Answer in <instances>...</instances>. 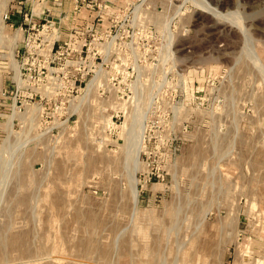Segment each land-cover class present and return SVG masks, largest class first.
<instances>
[{"label": "rangeland", "instance_id": "obj_1", "mask_svg": "<svg viewBox=\"0 0 264 264\" xmlns=\"http://www.w3.org/2000/svg\"><path fill=\"white\" fill-rule=\"evenodd\" d=\"M45 1L1 10L0 233L36 238L0 264H264V0H208L250 42L207 0Z\"/></svg>", "mask_w": 264, "mask_h": 264}, {"label": "bare ground", "instance_id": "obj_2", "mask_svg": "<svg viewBox=\"0 0 264 264\" xmlns=\"http://www.w3.org/2000/svg\"><path fill=\"white\" fill-rule=\"evenodd\" d=\"M207 1L199 3V6L201 7V9H200L201 12L200 13L205 14V15H207V14L211 15L213 17H216L217 19L221 18V19H225V21L226 20L229 21L233 25H236V27L243 33L244 39L246 38V40H248V36H247V34H246L245 30H244V27L242 26L243 24H241V21L239 20V18L237 17V15L233 11H232L233 13L230 12V11H228V12H223L222 11L221 12L217 7H215L216 5L213 6V5H211L209 3L210 1H208V2ZM223 2H224V5H225V4H227L229 2V0H219L218 5L219 4L222 5ZM6 3H7V0H0V35H1L0 36V43L9 44L11 53L13 54V48H14L15 44L17 43L18 39H19V35L17 33H16L15 36L6 35L4 29L2 28L3 20H2V13H1L2 11L1 10L3 9V7L6 8L5 7ZM169 36H170V34H169ZM248 42H250V41L248 40ZM245 43H247V41ZM244 46H245V44H244ZM246 46H247V44H246ZM248 47H250V46H248ZM250 48H247V50H249ZM244 50H246V49H244ZM244 54L248 55V57H250L248 59L251 60L252 65L254 67H256L258 70H260L259 72L260 73L262 72V75L264 77V63L262 62V60H261L259 54L257 53V51L252 48L251 51H247V54L246 53H244ZM17 73H18V70H17ZM138 129H139V127H138ZM142 133H143V131H142ZM141 140H142V135L140 133V130H138V136H137L136 143L134 145L135 146L134 150H131V152L128 153V157H129L128 179H129V184H130V186L132 188V191H133V193L135 195V199H136V196H137L136 192H135L136 184H137V177L135 176V171L137 169H141V163H140V160H139V153H140V150L142 149ZM129 154H131V156H129ZM128 157H127V159H128ZM12 176H13V178L16 177L17 184L20 185L21 184V179H20L19 171H15L12 174ZM7 177H9V169H6L5 171L1 170V173H0V184L3 183V185H4L7 182L6 181ZM3 185H0V200L4 199V197H5L4 192H5L6 188L2 189ZM26 198L28 199V197H26ZM14 200H15L14 203H13L14 205L15 204L19 205L20 204V206H21L22 204L23 205L26 204V199L23 196L20 197V196H18L16 194L15 197H14ZM135 202H136V200H135ZM0 207H1V205H0ZM30 208H31V206H30ZM229 222H230V220H229ZM2 232L0 233V242H1L0 243V261H2V259H4V258H7V256H8V254L4 252L6 250V248H7V246L14 247L15 249L20 250L21 256H23V257H27V256L28 257H32L34 255L33 246H32V244H33V242H34V240L36 238V232H35L34 229L31 228V229L26 230V231H20V232L16 233V235H14V236H7L9 233L7 235H5L4 232H6V231H4L3 233ZM16 262L19 263V262H22V261H16ZM11 263H15V261L11 262Z\"/></svg>", "mask_w": 264, "mask_h": 264}, {"label": "built area", "instance_id": "obj_3", "mask_svg": "<svg viewBox=\"0 0 264 264\" xmlns=\"http://www.w3.org/2000/svg\"><path fill=\"white\" fill-rule=\"evenodd\" d=\"M31 38L28 36L25 40H23V43H24V45L25 46H29V45H31L30 43H31Z\"/></svg>", "mask_w": 264, "mask_h": 264}, {"label": "crops", "instance_id": "obj_4", "mask_svg": "<svg viewBox=\"0 0 264 264\" xmlns=\"http://www.w3.org/2000/svg\"><path fill=\"white\" fill-rule=\"evenodd\" d=\"M48 2H50V1H49V0H46V1L44 2V6H46V4H47ZM18 3H19V4H22L21 1H19ZM23 3H24V2H23Z\"/></svg>", "mask_w": 264, "mask_h": 264}]
</instances>
